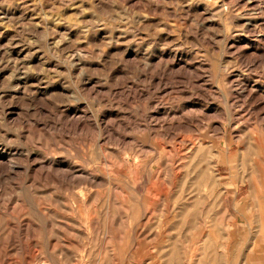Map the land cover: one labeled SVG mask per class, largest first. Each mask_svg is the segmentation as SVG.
I'll return each instance as SVG.
<instances>
[{
	"label": "rangeland",
	"instance_id": "374dc122",
	"mask_svg": "<svg viewBox=\"0 0 264 264\" xmlns=\"http://www.w3.org/2000/svg\"><path fill=\"white\" fill-rule=\"evenodd\" d=\"M0 264H264V0H0Z\"/></svg>",
	"mask_w": 264,
	"mask_h": 264
}]
</instances>
